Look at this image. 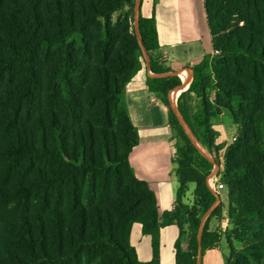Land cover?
<instances>
[{
	"label": "trees",
	"instance_id": "16d2710c",
	"mask_svg": "<svg viewBox=\"0 0 264 264\" xmlns=\"http://www.w3.org/2000/svg\"><path fill=\"white\" fill-rule=\"evenodd\" d=\"M135 3L0 0V264H144L131 242L137 223L152 238L149 264H160L161 229L171 225L180 231L176 264H198L202 219L218 195L207 186L213 162L203 176L205 158L173 116L168 97L180 77L147 82L176 132L173 211L160 215L155 191L130 160L140 134L126 88L144 59ZM142 4L138 29L150 54L161 48L159 32L155 9L144 17ZM204 10L214 54L193 66L180 96L198 99L195 126L180 103L179 111L213 154L231 228L210 231L221 202L203 226V255L224 237L226 264H264V0H204ZM151 62L153 73L171 72ZM222 115L239 128L227 147L216 143Z\"/></svg>",
	"mask_w": 264,
	"mask_h": 264
},
{
	"label": "crops",
	"instance_id": "0c3cea01",
	"mask_svg": "<svg viewBox=\"0 0 264 264\" xmlns=\"http://www.w3.org/2000/svg\"><path fill=\"white\" fill-rule=\"evenodd\" d=\"M196 1L143 0L141 13L144 17L151 18L155 9L161 48L144 58V68L126 88L129 113L140 134V144L133 149L130 156L131 164L137 177L147 181L155 191L160 215L173 211L176 204L177 178L173 164L175 147L169 124V110L159 97L150 92L147 82L148 78L159 75L151 69L152 60L158 63L157 67L171 69V72L164 74L178 73L182 78L181 71L189 70L192 77L193 66L206 55L214 54L205 10L201 6L202 0H198V6ZM185 89L186 85L183 90ZM178 93L172 94L174 101ZM225 117L221 116V122L224 123ZM221 127L224 126L214 128L222 136ZM160 129L162 132L158 133ZM237 135L238 133L232 138ZM222 202L226 204V201ZM219 230L216 228L215 231ZM179 237L180 231L176 225L161 229L160 264H176L175 244ZM131 242L142 263L149 264L153 261L152 238L143 234L142 225L139 223L133 227ZM182 246L187 251V236L182 238ZM228 255L227 241L223 237L216 247L205 252L201 264H226Z\"/></svg>",
	"mask_w": 264,
	"mask_h": 264
},
{
	"label": "rangeland",
	"instance_id": "374dc122",
	"mask_svg": "<svg viewBox=\"0 0 264 264\" xmlns=\"http://www.w3.org/2000/svg\"><path fill=\"white\" fill-rule=\"evenodd\" d=\"M196 4H197V6H198V4H200V3H198V0L196 1ZM201 6L204 9V0H202V5ZM137 21L138 20L136 19L135 11H134V16H133V29H134V31L136 30L135 29V23ZM210 37H211V34H210ZM144 58H146L145 55H144ZM144 60L145 59H143V62H142L143 63L142 69L144 68V64H145V61ZM181 72H185L186 74H188L189 77H190V79L192 80V77H191L192 73L189 70H187V71L186 70H183ZM178 77H180V79L182 80V84H183L184 81L181 78V76L179 75ZM188 88L189 87H187V89L182 90V91L181 90L180 91L178 90L179 93H178V97H177L176 101H174L172 99V97H171V93L172 92H170L168 98H169V100H170V102H171V104L173 106V107L171 106L173 112H174V109L175 108L179 109V103H180L181 107H184L185 109L188 110V114L190 116V119L192 120V124H193V126H195L194 125V122H193L192 116H193V111L199 107V101H198V99L195 96H190L188 94L184 98H181L180 99V96L182 95V93L187 92L188 91ZM173 92H176L177 93V90L176 91H173ZM179 113L181 114V112H179ZM174 115H175V112L173 113V116ZM175 116H176L177 120L179 121L180 125L183 127V129L186 132V134L190 137L189 132L187 131V129H186L185 125L183 124V122L181 121V119H179L178 115H175ZM181 116L183 117L182 114H181ZM225 116L226 117L224 119V123H223V121L221 122V117H220L218 120L215 121L214 127H218L219 125H223L224 126V127H221V130H223L222 131L223 132V135L222 136L220 135V132H218L216 130V143L219 144V145H223V146L227 147L228 145L232 144V142H233L232 136L235 135L236 133H238L239 128H238V126H236L235 124H233V122H232L231 118L229 117V115H225ZM183 119H184V117H183ZM161 132L162 131L160 129V131L158 133H161ZM175 135H176V132H173V144H174V146H175V143H176V141L174 139ZM196 137H197V135H196ZM190 139H191V137H190ZM197 139H198V137H197ZM199 143H200L199 146L201 147V149H203V151H205L206 156H211V158H213L212 152L209 151L206 147H204L200 141H199ZM223 155H224V150L221 151L218 154V156L221 158L222 163H223V159H222L223 158ZM209 160L211 162H213V164H214V170H213V173H212L211 178L209 180V185H210L211 189L215 192V194L218 195V200H217L216 203H217V205H219L222 201H226V204H224L222 202L223 205H224L222 215L220 217H215V218H213L211 220V222H210V231H213L214 229L216 230V228H218V229H220L219 231H215V230L214 231L215 232H218V233H224L227 229L231 228L230 223H229V220H228V190L225 187L222 190L216 191L217 185L219 183H221L220 182V177H219V168L217 167V165H215V162L213 161V159H210L209 158ZM216 173H217V176H216L215 182H212V185H213V187H212L211 180L213 179V177H214V175ZM176 187H177L176 190H178V188H179V182H178V180H176ZM194 189H195V185L194 184L189 185V191H188V193L186 195V198H185V202L186 203H189V204H192L193 203V199H194V197H193V191H194ZM176 193H177V191H175V196H176ZM206 215L202 219V223H201L200 229H203V226L205 225V223H206V221H207V219L209 217L208 216L206 218ZM227 248H228V246H227ZM228 250H229V248H228Z\"/></svg>",
	"mask_w": 264,
	"mask_h": 264
},
{
	"label": "water",
	"instance_id": "95a60500",
	"mask_svg": "<svg viewBox=\"0 0 264 264\" xmlns=\"http://www.w3.org/2000/svg\"><path fill=\"white\" fill-rule=\"evenodd\" d=\"M141 2H142V0H136V3H135V9H134V11H135V16H136V19L138 20V17H139V11H140V6H141ZM135 34H136V36H137V39H138V41H139V43H140V45H141V47H142V50H143V53H144V55H145V57L146 58H148L149 57V55H148V52H147V50H146V48L144 47V45H143V42H142V38H141V35H140V32H139V29H138V21L135 23ZM193 71V70H192ZM194 72V71H193ZM174 76H179V74L178 73H171V74H159V75H157L156 76V78H165V77H174ZM191 84V83H190ZM190 84H189V86H190ZM188 86V87H189ZM178 89H180V90H183L184 89V83L182 84V86H180V87H178V88H176L174 91H176V90H178ZM173 92V91H172ZM174 109V108H173ZM174 112H175V115H177V113L176 112H180L179 111V109H177V108H175L174 109ZM190 133H193V134H196V135H198L199 137H201L204 141H206L205 140V138L201 135V134H199V133H197V132H195V131H193L189 126H188V129H187ZM193 143V142H192ZM194 144V143H193ZM195 145V144H194ZM200 151V150H199ZM201 152V151H200ZM202 155H203V157L205 158V161H204V164H203V167H202V173H203V176H204V169H205V162L207 161V159H213V158H211V156H206V155H204L203 153H202ZM214 161V160H213ZM216 165V164H215ZM206 184H207V182H206ZM207 186L211 189V187L207 184ZM211 191L213 192V193H215L212 189H211ZM218 205H217V203H215V205L209 210V212L207 213V215H206V218L209 216V214L212 212V210L214 209V208H216ZM202 233H203V229H200L199 230V236H198V239H199V257H198V264H201V260H202V256H203V248H202Z\"/></svg>",
	"mask_w": 264,
	"mask_h": 264
},
{
	"label": "bare ground",
	"instance_id": "6f19581e",
	"mask_svg": "<svg viewBox=\"0 0 264 264\" xmlns=\"http://www.w3.org/2000/svg\"><path fill=\"white\" fill-rule=\"evenodd\" d=\"M187 71V70H186ZM182 79H183V81H184V85H186V88L189 86V84H190V82H191V79H190V77H189V75L188 74H186L185 72H182ZM194 76V75H193ZM192 76V77H193ZM193 79V78H192ZM189 89V88H188ZM179 91H180V89H178ZM177 90V92H179ZM172 99L174 100V95H172ZM177 113V115H178V117H179V119H181V121L183 122V124L185 125V127H186V129H188V125H187V123L185 122V120L183 119V117L181 116V114L179 113V112H176ZM188 131V130H187ZM189 132V131H188ZM189 135H190V137H191V139H192V141H193V143L198 147V149L201 151V153H203L204 155H206V153H205V151H203V149H201V147L199 146V140L197 139V137H196V135L195 134H193V133H190L189 132ZM216 176H217V173L214 175V177H213V179L211 180V185H212V182H215V179H216ZM212 187H213V185H212Z\"/></svg>",
	"mask_w": 264,
	"mask_h": 264
},
{
	"label": "built area",
	"instance_id": "2783aa9c",
	"mask_svg": "<svg viewBox=\"0 0 264 264\" xmlns=\"http://www.w3.org/2000/svg\"><path fill=\"white\" fill-rule=\"evenodd\" d=\"M234 140H236V137L233 139V141H234ZM224 188H225L224 184L219 183V184L217 185V189H216V191L222 190V189H224Z\"/></svg>",
	"mask_w": 264,
	"mask_h": 264
}]
</instances>
